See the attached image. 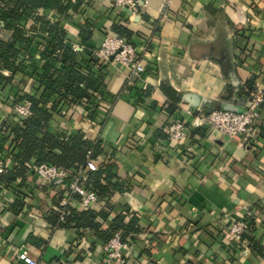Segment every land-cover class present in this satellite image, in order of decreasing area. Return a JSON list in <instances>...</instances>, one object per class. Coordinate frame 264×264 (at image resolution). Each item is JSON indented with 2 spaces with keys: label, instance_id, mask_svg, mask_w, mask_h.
Instances as JSON below:
<instances>
[{
  "label": "crops",
  "instance_id": "obj_1",
  "mask_svg": "<svg viewBox=\"0 0 264 264\" xmlns=\"http://www.w3.org/2000/svg\"><path fill=\"white\" fill-rule=\"evenodd\" d=\"M81 1L69 15L43 8L37 14L60 25L82 62L118 36L114 23L123 25L146 68L136 76L113 56L99 59L107 96L93 119L84 120L91 110L79 103L65 104L53 117L56 130L84 126L103 145L99 162L111 163L114 176L101 179L105 189L93 209L109 220L121 213L139 217L141 231L126 262L111 264H264V109L250 143L196 126L190 114L194 108L246 104L248 81L264 89V0H140L134 13L111 0ZM18 24L31 43L21 47V68L3 70L11 79H0V126L16 117L14 102L43 90L36 71L48 61L50 38L35 18ZM11 33L4 29L0 35L8 40ZM53 64L62 68L60 61ZM193 96L201 98L198 105ZM177 121H184L187 136L168 141L167 129ZM7 133L3 129L0 147L11 140ZM28 183L24 199L0 184V264H25L23 253L41 264H106L100 237L55 223L51 205L65 185L36 176ZM70 206L86 210L79 199ZM246 216L254 225L245 235L249 243L233 250L228 226Z\"/></svg>",
  "mask_w": 264,
  "mask_h": 264
},
{
  "label": "trees",
  "instance_id": "obj_2",
  "mask_svg": "<svg viewBox=\"0 0 264 264\" xmlns=\"http://www.w3.org/2000/svg\"><path fill=\"white\" fill-rule=\"evenodd\" d=\"M81 5V0H0V18L4 22V26H0V34L4 29L12 31L8 40L0 35V79H11L3 74V70L13 72L18 67H22V64L18 63L22 46H29L31 43V36L18 24L23 17L35 18L39 29L50 38V45L47 48L49 51L45 53L48 61L43 64L42 71H36L37 81L43 88L42 93L39 96L34 93H26L23 96L32 103L31 114L26 118L16 116L7 119L0 126V135L5 129L11 138L0 147V153L9 154L13 162L12 167H8L6 173L0 176V184H5L8 189L14 190L18 198L24 199L28 195V192L24 193L23 188H27L31 176H35L32 164L45 162L73 172L84 165L91 151L92 158L98 163V169L87 172V184L97 193L99 192V198L105 189L100 183L101 179L114 176L111 163L99 162V156L103 152L102 143L88 137L84 126L65 131L56 130L52 125L54 113L61 114L62 108L67 103L83 104L86 110L90 109L91 112L84 120L91 121L92 113H95L100 100L107 96L101 85L99 71L96 69L99 58L91 56L87 61L82 62L81 51L67 44L66 33L60 25L37 14L38 9L43 8L57 9L59 13L69 15L77 12ZM112 30L130 43L131 30L115 23L112 25ZM54 60L62 62V68L55 66ZM247 83L249 89L246 94L249 96V91L253 88L249 81ZM97 91L100 92L101 97L94 95ZM52 99L54 102L57 101L56 107L47 106ZM17 181H20L19 184H16ZM75 198L79 197L75 196ZM20 200L16 202L21 203ZM55 203H59V200L56 199ZM52 210L56 211L53 218L58 225L74 227L80 234L90 230L100 237L104 244L120 229L123 231L124 239L130 240L131 243L136 241L141 231L137 215L128 217L127 213H121L109 220L104 211H96L93 208L80 211L68 206L64 219H61L60 212ZM107 222L109 227L102 228ZM253 228L252 224L250 229Z\"/></svg>",
  "mask_w": 264,
  "mask_h": 264
},
{
  "label": "built area",
  "instance_id": "obj_3",
  "mask_svg": "<svg viewBox=\"0 0 264 264\" xmlns=\"http://www.w3.org/2000/svg\"><path fill=\"white\" fill-rule=\"evenodd\" d=\"M114 6L127 7L131 13L137 12L141 5L140 0H111ZM0 18V26L2 24ZM95 56L99 59L109 60L114 57L118 61L127 64L132 74L139 76L145 72L146 68L140 57L138 56L133 45L119 36H113L107 39L100 49L95 52ZM101 97L99 91L94 94ZM31 101L27 100L22 104L16 103L13 106L14 113L19 118H26L31 114ZM264 105V89L253 88L249 91V96L244 110L242 112L226 111V110H210L205 111L202 108H194L190 111L193 114L194 125L204 127L223 136H241L243 141L250 143L258 133L257 121L260 118L262 107ZM88 112V111H87ZM186 124L184 121L172 123L168 129V141L180 142L187 136ZM10 155L0 153V176L5 174L9 167ZM35 176L46 183L59 181L65 185V192L58 196L59 203H53L51 208L57 210L64 219L68 206L75 199H79L85 209H91L96 206L99 196L96 190L87 184V172L96 171L98 163L91 156V151L87 155V159L83 166H79L75 171L67 170L55 164L39 163L32 164ZM17 181L16 184H19ZM2 189L7 190L5 184ZM75 196L79 198H75ZM1 213V210H0ZM252 222L249 217L233 219L228 226V233L232 241L233 250L239 251L249 242L245 235L250 231ZM238 245V246H237ZM132 243L128 239H124L123 231H116L109 241L104 245L105 263L114 262L125 263ZM231 247V248H232ZM25 264H41L40 261L28 253L21 255ZM66 264H78L76 261H69Z\"/></svg>",
  "mask_w": 264,
  "mask_h": 264
},
{
  "label": "water",
  "instance_id": "obj_4",
  "mask_svg": "<svg viewBox=\"0 0 264 264\" xmlns=\"http://www.w3.org/2000/svg\"><path fill=\"white\" fill-rule=\"evenodd\" d=\"M200 97L198 96H193L191 99V102L194 105H198L200 103ZM244 102L240 101L238 103H227L224 105H216L215 107L212 108V110H226V111H235V112H242L244 110Z\"/></svg>",
  "mask_w": 264,
  "mask_h": 264
}]
</instances>
